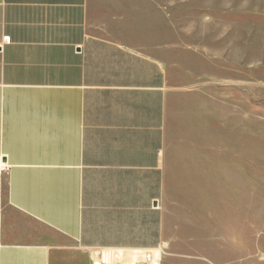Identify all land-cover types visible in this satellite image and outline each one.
<instances>
[{
    "label": "crops",
    "instance_id": "1",
    "mask_svg": "<svg viewBox=\"0 0 264 264\" xmlns=\"http://www.w3.org/2000/svg\"><path fill=\"white\" fill-rule=\"evenodd\" d=\"M167 8L0 0V264H144L167 241L216 114L214 89L170 98Z\"/></svg>",
    "mask_w": 264,
    "mask_h": 264
},
{
    "label": "rangeland",
    "instance_id": "2",
    "mask_svg": "<svg viewBox=\"0 0 264 264\" xmlns=\"http://www.w3.org/2000/svg\"><path fill=\"white\" fill-rule=\"evenodd\" d=\"M167 11L156 58L171 99L214 89V162L168 192L167 241L144 264H264V0H168Z\"/></svg>",
    "mask_w": 264,
    "mask_h": 264
},
{
    "label": "built area",
    "instance_id": "3",
    "mask_svg": "<svg viewBox=\"0 0 264 264\" xmlns=\"http://www.w3.org/2000/svg\"><path fill=\"white\" fill-rule=\"evenodd\" d=\"M3 42H9V37H4ZM4 166H1L0 169H3ZM144 261L146 263H151L154 261V253L150 250L145 251L144 253Z\"/></svg>",
    "mask_w": 264,
    "mask_h": 264
}]
</instances>
